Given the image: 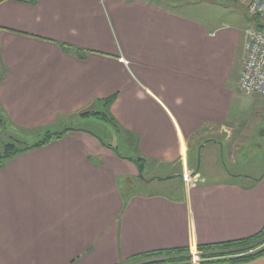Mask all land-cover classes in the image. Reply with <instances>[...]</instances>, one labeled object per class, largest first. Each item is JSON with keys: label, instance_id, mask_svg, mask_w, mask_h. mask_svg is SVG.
<instances>
[{"label": "crops", "instance_id": "0c3cea01", "mask_svg": "<svg viewBox=\"0 0 264 264\" xmlns=\"http://www.w3.org/2000/svg\"><path fill=\"white\" fill-rule=\"evenodd\" d=\"M249 24L212 22L163 0H0L7 118L50 128L101 109L126 148L67 125L5 161L0 264H121L260 231L264 170L233 168L244 150L264 151L250 114L264 110V96L235 99ZM243 117L245 136L230 127Z\"/></svg>", "mask_w": 264, "mask_h": 264}, {"label": "rangeland", "instance_id": "374dc122", "mask_svg": "<svg viewBox=\"0 0 264 264\" xmlns=\"http://www.w3.org/2000/svg\"><path fill=\"white\" fill-rule=\"evenodd\" d=\"M169 3H178L181 4V6L189 9V11L201 18V17H205V18H209L210 21H215L217 23H223L225 25H247L250 22H252L254 19L255 21V25L258 23L257 19L254 18L252 16V14H250V12L248 11V7L246 2L241 1V0H163ZM260 22V20H259ZM249 25H254V24H249ZM248 25V26H249ZM236 95H235V99H240L242 98L243 101H246L247 103H249L248 99L249 97L247 95L244 94V92H240L239 93L237 91ZM264 100V99H263ZM264 104V101H262ZM260 103V101H259ZM244 104V103H243ZM255 104V103H254ZM105 108V105H103L102 110ZM250 114L252 115L251 119L253 121V123L251 124V126H253L251 129V132H253V129L255 130V133H257V131H259V129H264V110H260L258 108H250ZM105 110V109H104ZM100 112V110H95V112ZM87 112V111H85ZM92 112V111H90ZM102 112V111H101ZM95 114L97 115L96 118H91V119H85L82 121H78V122H72L70 124H65V122L63 123H59L57 125H54L52 127H48V128H33V129H21L17 126H15L8 118L7 116L2 112L1 108H0V153H2L3 151V146H5L6 144H10L11 146H14V148L18 149L19 151L23 150L22 152L29 150L26 147L29 146L31 147L32 145H34L37 141H39L41 138L44 137V135H46L47 131H51V132H59L61 133L62 131L64 132L65 129L68 127L67 125H72L73 127H84L87 129H91L93 131H95L97 134L103 136V137H107L108 140L110 141H114L113 144H115L118 149L119 152L121 153H125L126 152V148L123 145V143L121 142V138H116L115 136H111L112 135H116L119 131H118V127L116 125L115 122L110 121V116H108L105 112H103L102 114ZM84 113V112H83ZM247 115H245L246 123H249V121L251 120L249 117V113L246 112ZM100 117V118H98ZM240 118L239 121L236 122V120L234 119V121H232V123H234L236 126L235 127H231L232 132L234 133V130H237V132L241 135V136H245L248 135L246 131L247 125L244 123L242 124V126H240L238 123L241 122V120L243 121L244 118ZM98 124L99 126L97 127ZM105 137V138H106ZM118 137V136H117ZM245 140V137H244ZM243 144V142H242ZM248 149V148H247ZM19 152V153H22ZM18 153V154H19ZM251 154V153H250ZM250 154L248 152H245V150L241 153L240 155V159L239 160V165L237 166H233V168H238L239 166H243L244 168H247V171H250L252 174H257V173H261L262 170H264V151H256L255 153H252V158L250 157ZM17 155V154H16ZM259 158V159H256ZM187 171V170H186ZM189 172H192L191 169H189ZM184 174V172H183ZM190 175H193V173ZM262 242H264V236L258 238V240H255L254 242L250 243L249 245H251V248H253V246L258 244H262ZM264 243L262 245H260V247H263ZM256 247V246H255ZM259 247V248H260ZM258 249V248H257ZM253 250H251L250 252H252ZM200 258L199 262L197 264H202V262L204 260H207L209 258H204L205 256H207L208 254H213V253H218V254H224L229 252V250H219L215 251V252H207V251H194ZM229 258V255H223L220 258ZM155 258H159L160 257H155ZM154 257L148 258V259H141L139 261H136L132 264H146V263H150L152 261L155 260ZM164 259V258H162ZM212 259V258H211ZM215 259V258H214ZM190 264H193V252H191L190 255ZM205 264V263H203Z\"/></svg>", "mask_w": 264, "mask_h": 264}, {"label": "trees", "instance_id": "16d2710c", "mask_svg": "<svg viewBox=\"0 0 264 264\" xmlns=\"http://www.w3.org/2000/svg\"><path fill=\"white\" fill-rule=\"evenodd\" d=\"M255 18V17H254ZM257 19V18H256ZM115 97L108 98L105 100L106 105L112 103ZM95 115V114H100V112H84L82 115L87 116V115ZM110 121H113L112 118H109ZM114 122V121H113ZM68 129H66L64 132L62 131L61 133L59 132H49L47 131L46 135H44L43 138H41L39 141H37L34 145L31 147L27 146V149H32L35 147H40L43 146L50 141L62 137L64 134H66ZM3 152L0 153V167L7 161L9 158L14 157L16 154L19 152H22L23 150L19 151L18 149L14 148V146H11L10 144H6L3 146ZM264 236V227L258 231L256 234L253 236L247 237V238H242V239H237V240H231V241H226V242H221V243H215V244H210V245H199V250L201 251H211L215 252L219 250H229L227 253H213V254H208L204 258H209L206 264H230V263H247L255 258L264 256V246L260 247L262 244H258L253 246L251 248L250 243L254 242L255 240H258V238ZM260 247V248H259ZM258 248V249H257ZM253 250L252 252H250ZM195 251V250H194ZM190 255L191 251L188 247L185 248H174L170 250H157L154 252H147L144 254H138L129 257L125 262L121 264H132L136 261H139L141 259H148L151 257H160L155 258L154 261L146 264H190ZM223 255H229V258H220ZM164 258V259H162ZM212 258V259H211ZM215 258V259H214Z\"/></svg>", "mask_w": 264, "mask_h": 264}, {"label": "built area", "instance_id": "2783aa9c", "mask_svg": "<svg viewBox=\"0 0 264 264\" xmlns=\"http://www.w3.org/2000/svg\"><path fill=\"white\" fill-rule=\"evenodd\" d=\"M246 2L248 11L257 18L258 23L246 29V55L243 59L239 88L249 95L264 96V0H241ZM260 20V22H259ZM192 172L184 171L183 177L187 184L197 179ZM199 256L193 252V264L199 262Z\"/></svg>", "mask_w": 264, "mask_h": 264}]
</instances>
